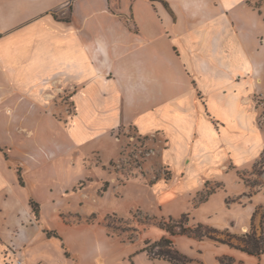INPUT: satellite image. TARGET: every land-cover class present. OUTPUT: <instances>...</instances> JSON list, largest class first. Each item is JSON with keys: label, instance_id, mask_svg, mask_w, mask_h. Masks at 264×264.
<instances>
[{"label": "crops", "instance_id": "0c3cea01", "mask_svg": "<svg viewBox=\"0 0 264 264\" xmlns=\"http://www.w3.org/2000/svg\"><path fill=\"white\" fill-rule=\"evenodd\" d=\"M253 1L0 0V250L15 249L26 264L112 262L107 234L62 223L48 203L56 196L37 201L29 177L44 183L79 168L81 147L112 154L121 126L162 134L171 165L185 151L177 145H213L202 148L203 174L228 156L237 166L253 160L264 146V128L242 104L246 76L264 62V30L262 41L244 34L262 19ZM240 60L250 65L243 77ZM175 169L183 181L187 172ZM54 241L53 261L42 247ZM143 253L134 264H171ZM239 260L264 264V252L241 251Z\"/></svg>", "mask_w": 264, "mask_h": 264}, {"label": "rangeland", "instance_id": "374dc122", "mask_svg": "<svg viewBox=\"0 0 264 264\" xmlns=\"http://www.w3.org/2000/svg\"><path fill=\"white\" fill-rule=\"evenodd\" d=\"M251 5L262 14V19L255 26V32L244 33L245 38L251 39L253 34L262 41L264 2L254 0ZM246 21L252 25L250 20ZM243 46L240 45V57H244ZM258 48L256 45L247 50ZM237 66L241 77L250 70L245 61L240 60ZM254 66L251 80L246 76L244 82L247 94L242 104L252 113L256 128L261 130L264 128V62H255ZM67 114L62 115L64 122ZM111 136L115 144L112 154L81 147L82 166L64 170L47 180L51 191L44 187L45 181L33 182L31 174L29 177V191L37 201H47L49 193L56 196L48 203H54L62 223L68 226L91 223L94 225L91 231L107 234L110 264H134V256L143 252L147 242L153 243L162 237L170 238L174 247L190 258L188 264H240L241 249L253 250L246 235L250 233L251 217L256 209L252 226L257 237L264 232V146L248 163L234 165L228 156L210 174H203L204 169L199 167L205 162L202 148L213 145H177L185 151L176 166L164 156L168 144L160 133L142 136L132 125H127L113 131ZM194 166H197L195 171L187 172ZM174 167L181 176L187 172L183 181L182 177H173ZM216 192L222 198L205 203ZM33 204L37 209V204ZM249 208L253 210L249 212ZM46 222L54 225L53 220ZM203 234L213 235L225 243ZM42 249L53 261L61 255L58 241L46 242ZM13 258L9 251L0 250V264H11Z\"/></svg>", "mask_w": 264, "mask_h": 264}, {"label": "trees", "instance_id": "16d2710c", "mask_svg": "<svg viewBox=\"0 0 264 264\" xmlns=\"http://www.w3.org/2000/svg\"><path fill=\"white\" fill-rule=\"evenodd\" d=\"M31 206H32L33 211L37 215L38 211L34 207V204L31 203ZM256 212H257V209L252 213L250 233L246 235L247 238H249V241H247V243L253 247V250L244 249V248L241 250L251 255L260 256L264 252V232L260 237L256 236L254 226H252V222L256 215ZM199 227H202V226L199 225ZM46 234L48 236H55V237L60 238L57 232L55 231H46ZM170 234L174 235V231H170ZM203 235L209 237L210 239L221 241V239L213 235H206V234H203ZM221 242L225 243L224 241H221ZM142 251L145 252L147 256H149L150 258L162 259L171 264H188L191 261L190 258H188L186 255L181 254L174 247L173 241L167 237H162L158 241H155L153 243L147 242L145 244V247L142 249Z\"/></svg>", "mask_w": 264, "mask_h": 264}, {"label": "built area", "instance_id": "2783aa9c", "mask_svg": "<svg viewBox=\"0 0 264 264\" xmlns=\"http://www.w3.org/2000/svg\"><path fill=\"white\" fill-rule=\"evenodd\" d=\"M7 251L11 252L14 255L11 264H26L23 256H21L15 249L11 248V250L9 249Z\"/></svg>", "mask_w": 264, "mask_h": 264}]
</instances>
